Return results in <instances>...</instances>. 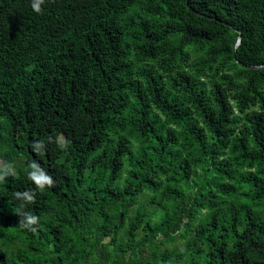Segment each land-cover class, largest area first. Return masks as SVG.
<instances>
[{
  "label": "trees",
  "instance_id": "1",
  "mask_svg": "<svg viewBox=\"0 0 264 264\" xmlns=\"http://www.w3.org/2000/svg\"><path fill=\"white\" fill-rule=\"evenodd\" d=\"M33 2L0 0V264H264V0Z\"/></svg>",
  "mask_w": 264,
  "mask_h": 264
},
{
  "label": "clouds",
  "instance_id": "2",
  "mask_svg": "<svg viewBox=\"0 0 264 264\" xmlns=\"http://www.w3.org/2000/svg\"><path fill=\"white\" fill-rule=\"evenodd\" d=\"M43 3L44 0H34L31 6L33 10L39 14L41 13L40 6ZM43 148L44 145L42 142H33L32 144V149L36 153H39ZM28 168L30 169L28 172V178L34 183L38 191H44L46 186L48 188L54 187V180L52 176L46 173L38 162L32 161L28 165ZM14 171L15 169L12 164L4 163L0 165V182H5L6 178L12 175ZM14 195L17 199L23 200L25 202H35V194L31 191L15 192ZM38 220L39 218L37 216L28 213L25 214L23 219L20 220L19 225L22 228H26L32 232H35L36 228L33 226L38 224Z\"/></svg>",
  "mask_w": 264,
  "mask_h": 264
},
{
  "label": "water",
  "instance_id": "3",
  "mask_svg": "<svg viewBox=\"0 0 264 264\" xmlns=\"http://www.w3.org/2000/svg\"><path fill=\"white\" fill-rule=\"evenodd\" d=\"M238 42V41H237ZM234 47H235V44H234V46H233V51H232V53L234 54ZM249 68H251V67H249Z\"/></svg>",
  "mask_w": 264,
  "mask_h": 264
}]
</instances>
